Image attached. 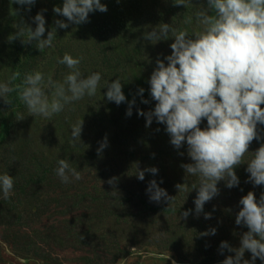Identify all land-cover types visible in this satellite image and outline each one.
Listing matches in <instances>:
<instances>
[{
    "label": "clouds",
    "instance_id": "9594fccd",
    "mask_svg": "<svg viewBox=\"0 0 264 264\" xmlns=\"http://www.w3.org/2000/svg\"><path fill=\"white\" fill-rule=\"evenodd\" d=\"M13 2L30 9L36 0ZM191 2L172 0L173 5L183 8ZM53 11L79 25L88 21L89 13L106 12L107 7L101 0H62V6L54 7ZM192 18L199 27L191 34L187 29L178 30L163 22L144 32L143 37L149 42L156 43L169 37L173 42L171 53L164 60L157 59V66L148 80L154 108L147 112L137 109V114L145 117L146 127L153 118L165 125L170 143L176 149L186 143L187 155L192 162L181 167L185 173L199 178L198 185H192L197 189L194 205L195 214L199 216L204 204L218 194L217 182L223 180L228 188L239 184L235 168L241 164H247L251 183L264 186V142L255 151L248 150L253 140L261 139L257 125H264V0H205L190 21ZM33 21L34 29L23 23L15 25L17 31L9 35V42L17 38L22 43L35 41L39 51L54 47L52 30L42 38L46 31L42 12H38ZM55 25L62 29L68 27L63 20H56ZM25 32L26 36L23 35ZM82 59L68 53L56 58L57 64L70 70L62 80H55L50 74L45 76L41 70L26 72L21 78V73L16 71L8 81L0 82V98L9 104L8 94L17 92L29 115L51 120L66 105L96 94L101 74L83 75L79 69ZM18 79L20 83H13ZM104 86H107V100L117 105L125 102L120 79L111 83L106 81ZM138 92L142 94L144 89L139 88ZM134 102H129L126 115H131ZM141 102L147 104L148 100L141 97ZM23 118L20 114L17 120ZM202 120H206L203 128L200 127ZM82 124L81 119L72 126L73 142L79 141ZM106 146L105 137L98 154ZM55 172L63 183L82 179L81 173L62 158L58 159ZM145 172L156 174L158 169L136 167L135 175L143 180ZM13 186L11 175L0 174V199H9ZM176 187L179 190L180 185ZM146 192L149 200L157 203L172 198L155 180L149 181ZM239 204L235 224L245 226L247 231L240 234L239 247H233L227 241L220 242L221 253L224 249L235 253L225 256L221 264H254L257 258L264 264V192L257 201L254 193L248 191L241 196ZM189 214L190 210H185L181 216L186 219ZM204 217L210 219L211 213H204ZM215 233L216 229L210 228L202 235ZM245 251L251 254L250 259L244 258Z\"/></svg>",
    "mask_w": 264,
    "mask_h": 264
},
{
    "label": "trees",
    "instance_id": "16d2710c",
    "mask_svg": "<svg viewBox=\"0 0 264 264\" xmlns=\"http://www.w3.org/2000/svg\"><path fill=\"white\" fill-rule=\"evenodd\" d=\"M205 0H192L191 3L188 4L187 7L183 8L182 6H175L172 3V0H151L149 3H144L140 5V8L137 14L130 19L129 13L133 15L135 13V9L133 7V2L130 0H101V3L109 6L107 7L106 12L94 11L89 13L88 18L94 15L92 18L93 20L88 19L87 22L81 23L79 25L73 24L68 22L65 17L59 15L53 11L54 7L62 6V0H36V2L30 6H22L18 5L13 2V0H0V51L7 50L10 56L0 62V82L8 81L9 77L12 73L19 71L21 73V78L23 74L26 72H31L33 70H41L47 75H55L60 80L63 79L64 74L69 72L70 70L64 66L59 65L56 63L57 57H62L63 55H56L54 60L50 54L44 49L42 52L44 53V61L40 64L38 69H35L34 66L30 65L27 66L24 61L31 60L33 58L32 54L33 49H31L32 45H36V42L33 41L31 44L22 43L21 39L17 38L11 42H9L8 37L10 34L16 33L17 29L14 27L17 24H26L35 28V23L33 21V17L38 13L42 12L45 18V33L42 38L47 37V31L52 30L54 32V36L59 35L60 33H65L70 27L75 28H86L88 31H93L97 33L98 31H102L103 35L106 37H111V40L114 41V54H116V40L117 36L120 38L124 44H118V48L120 50L126 48L128 46L129 39H131L135 44L142 46V43L146 44V47H163L168 45L170 48V44L173 42V38L169 37L165 40H160L156 43H152L149 41H143V35L140 36L135 34L138 31L136 25H145V31H151L152 27L158 23H168L172 24L178 30L187 29L191 34L194 31L193 23L195 21L193 17L194 11L201 7ZM128 13V14H127ZM143 14H146L148 20L142 21ZM170 16V19L167 20V17ZM56 20H63L65 23L68 24L67 28H59L55 25ZM151 20L150 23L148 21ZM190 21V22H189ZM101 27V30H100ZM55 28V29H53ZM26 36V32L23 34ZM117 35V36H116ZM171 35V34H170ZM140 37V38H138ZM139 41V43H138ZM139 46H136L137 49L141 54L142 51L140 50ZM10 47V48H9ZM171 49V48H170ZM171 50L167 52L166 55H169ZM68 54L72 55L74 58H79L74 52H69ZM113 55V52L111 51ZM156 53H149L146 52L148 57L154 55L152 57V64L153 67L148 69L149 77L152 71L154 70L156 65ZM145 56V55H144ZM147 56H145L147 58ZM155 58V59H154ZM1 60V57H0ZM23 61V62H21ZM148 60H145L141 63L139 69H143L147 67L143 65ZM166 64V63H165ZM119 63L115 64V70L119 71ZM53 66H56L58 69H53ZM153 69V70H152ZM130 71L132 76H128V79L124 85H128L130 87H124L122 92L124 93L126 100L125 102H121L119 105L118 110L124 112L126 111V107L130 106L129 102L135 101L141 94L136 91L138 88V83L141 82V76L136 73V67H130ZM144 74H142L143 76ZM147 76V80L149 77ZM104 81V77H101L99 82V86L96 92V96H92V98L84 97L83 99L76 101L70 105H66L65 108L69 109L70 112L62 119L61 123L59 124L58 118L56 119L55 116L48 120L46 118H38L40 116H32L29 115L27 112L26 106L19 100L17 92H12L8 94L7 99L10 103H6L2 98H0V165L5 166L4 173H8L13 177L14 186L12 190V194L10 198L7 200L0 199V225L4 227L11 226L13 221L16 217L24 215L22 209L19 207L21 205H38V214L37 216L41 217L47 214L49 204L53 205H61L63 202L72 201L77 202L74 199L73 194L71 193V187L69 183H63L60 178L56 175L55 169L57 168V161L58 159H65L69 164L71 162V152L72 149V138H71V128L72 126L77 123L79 120L82 119V131L80 134V152L81 158L83 162L86 163L87 157L90 158L92 154L90 153H97L98 148H91L86 146L83 137L85 135L84 126H93V130H90L95 137H98V132L105 127V125L110 123H116L118 117L117 114H112L110 118L104 117V112H106L109 107L110 109L117 108L118 105L115 102L107 100L105 93L107 91V86H103L102 82ZM143 82H146L143 79ZM13 83H20V79L14 81ZM102 91V92H101ZM101 92V93H100ZM100 93V94H99ZM102 97L98 98L97 95ZM152 101V100H151ZM151 101H148V105H150ZM95 103H98V107L94 110L93 106ZM78 105L84 106L86 110V114L83 116H77L75 114V108ZM135 102L131 104L134 106ZM264 107V105H262ZM64 108V109H65ZM124 110V111H123ZM113 112V113H114ZM23 114L24 118L21 120H17L18 115ZM133 116V114H131ZM141 118V117H140ZM38 124V128L36 130H32V124ZM44 124L49 126L48 129H40L39 125ZM60 126V127H59ZM206 126V120H202L200 127L203 128ZM257 130L260 134L261 139L253 140L249 145V151H255L261 142H264V125L258 124ZM165 138H167L168 146L170 137L166 133L165 129ZM146 136L143 135L144 132L140 131L141 137L139 138L137 135L134 136L136 138L132 140H128V146L130 148L127 149V152L134 160V157L141 156L139 161L141 162V166L145 165V160L149 159V150L148 145L145 143H149L153 138L152 133L145 132ZM149 139V140H148ZM99 145V140L94 141ZM131 142V143H130ZM171 145V143H170ZM161 146L158 153L163 155L162 157L167 160L173 153L172 148L167 150V147ZM147 150L146 153L144 151ZM107 149L104 147L99 154L106 153ZM175 153H179L180 157L183 159L184 163H190V157L187 155V145L186 143L182 145L179 149L175 148ZM182 153V154H181ZM251 154L249 153L248 156ZM248 156L245 159H248ZM247 164H241L240 166L235 168V172L239 178V184L232 188H228L225 185L223 180L217 182L218 194L213 197L210 201L206 202L203 206V212L199 214L200 222L204 225L206 224V231L210 228H215L216 233L215 235H207L210 237L212 241H205L202 240L200 243L201 251L203 255L201 256L200 260L197 261L200 264H221V261L227 255H235V253L228 252L227 249H224L221 253L220 251V242L226 241L221 240L220 238L228 239V237L235 236L239 231H247V228L243 225H236L235 224V216L236 213L239 211L241 205L239 204V199L241 196L246 195L249 190L248 188V176L249 174L246 172ZM101 170V167H99ZM147 167L141 168L143 170ZM162 168V166H161ZM128 169V168H127ZM163 171V169H162ZM175 172V171H174ZM3 173V174H4ZM182 177L183 172L181 171ZM149 175V173H148ZM131 177L136 183V188L132 189L131 187L129 190H125L121 188V184L125 182V180ZM146 174H144V179L139 180L137 176L132 173L129 175L126 173L124 176H119L117 178L118 182L114 184V190L117 188H121L122 192L126 195L122 196L121 198L117 199V206L118 205H126L129 210H138L135 216L142 217L143 207L152 204V208L156 209L157 202H150L148 198V194L146 192V188L148 187L149 181L155 179L157 185L166 190L169 197L172 195L177 194L182 189V181L181 184H177L174 180L170 179V176L164 177L163 174L156 173L154 178L146 180ZM196 176H192L187 174V179L185 180L184 184V192H187L188 198L191 200V207L194 205V199L197 194V189L192 188V183L197 184L199 183V178L193 182V178ZM180 185V188L176 187ZM127 191V192H126ZM2 195V194H0ZM255 195V194H254ZM256 196V195H255ZM17 199V204L13 203L12 200ZM163 201V199H161ZM142 202V206L140 207V202ZM170 206H168L167 211L173 213L175 210L176 203H171L167 200ZM80 202V201H79ZM166 203V201H163ZM224 207L228 208H221L220 204ZM59 205V206H60ZM26 206V205H25ZM217 206V223L214 221V217L212 218V212H214V208ZM98 206L95 210H91L88 208L86 212V217L84 220L86 221L88 227V237L91 238H98L100 240H107V235H114V233H110L108 231V226L112 221V229L116 230L118 225L119 227V220L116 215H109V209L106 208L107 216L103 218H99V215L103 212ZM142 208V211H141ZM191 209V208H189ZM228 216L225 214L223 215L222 211H228ZM29 208L27 207L28 212ZM182 209H180L181 211ZM195 211V205H194ZM32 212V211H31ZM204 213H211L210 219H205ZM230 213V214H229ZM229 217L232 222H226V218ZM9 218L10 221H9ZM142 221L133 218L132 224L130 228H143L146 232L144 235H148L151 229H146L147 226H142ZM153 224V223H152ZM151 219L145 220V225H152ZM81 231L84 232V228H81ZM148 231V232H147ZM222 232L227 233L226 237L222 235ZM230 232V234H229ZM7 234L4 236V240H7ZM171 235L176 239L178 237L177 232L171 233ZM218 239V240H217ZM221 240V241H220ZM220 241V242H219ZM150 244L151 242L148 241ZM232 246V245H231ZM239 247V245L237 246ZM24 252H29L28 248L23 249ZM21 251L19 254L22 257H26L28 259L27 264H34L37 263L34 259L41 260L40 253H32L30 255L23 254ZM123 252V250L121 251ZM119 252H112L114 255L108 262V264H113L119 257ZM250 253L245 251L244 258L250 259ZM179 264H183L182 260L177 258ZM193 262V260H190ZM260 259H256L254 264L260 263ZM26 264V263H24ZM163 264H173L169 260H165Z\"/></svg>",
    "mask_w": 264,
    "mask_h": 264
},
{
    "label": "rangeland",
    "instance_id": "374dc122",
    "mask_svg": "<svg viewBox=\"0 0 264 264\" xmlns=\"http://www.w3.org/2000/svg\"><path fill=\"white\" fill-rule=\"evenodd\" d=\"M130 1L133 2V7L135 9L133 15L129 13L130 19H132L140 9L138 7L146 2L149 3L151 0ZM109 4H107L106 7H108ZM0 15H2V13H0ZM93 16L94 15L90 16L88 19L93 20ZM141 19L142 21L148 20L146 14H143ZM169 19L170 16L167 17V20ZM150 22L151 20L148 21V23ZM146 24L136 25L135 27L138 28V31L135 34L139 32L140 36L143 35L146 30ZM158 24L159 23L156 22L154 26ZM192 26L194 30H198L199 26L196 21H194ZM93 33V31L89 32L86 28L80 27L74 29L70 27L65 33L54 36V47L45 48V50L50 54L52 60H54L57 54L64 55L65 53L74 52L79 58H83L79 64V69L83 75L87 76L91 72H99L101 77H104V81L102 82L103 86L106 81L111 83L116 79H120L123 91H125L124 87H130L124 85L128 76H132L130 67H136V73L141 76V82L138 83V88H143L144 92L136 98L135 105L131 106V114H133V116L126 115V111L124 110V112H114L118 110L120 105L112 110L109 107V109L104 112V117L110 118L112 114H117L116 117H118V119L116 123L105 125V127L98 132V137H95L90 131L93 130L94 125L84 126L85 135L83 140L86 146L99 148L101 142H103L106 137V153L97 154L92 152L90 153L92 156L90 158L87 157V161L84 163L81 158L79 147L81 141H72L73 152H71V162L69 165L76 168L82 176V179H72L69 183L71 193L77 202L66 201L61 205L59 204L60 206L49 204L47 214L41 217L37 216L38 205H21L19 207L22 209L24 215L16 217L13 224L8 227V230L7 226L4 227L0 225V264H27L28 259L19 254L24 248L29 249V252H22L25 255L40 253L41 260L34 259L37 262L34 264H108L109 260L114 256L112 252H119L118 255L122 256L113 264H163L165 260L179 264L180 262L177 261V258L182 260L183 264H200L197 262L203 255L200 243L202 240H204V242L212 240H210V237H207V235H202V233L206 232V224L203 225L200 222L199 217L195 214L194 205L191 207V200L188 198L187 192H184L187 173H185L181 165L185 163L180 157V154L174 152L175 147L172 144L170 145V142L168 146L164 132L165 125L158 123L155 118H153L151 124L146 127L145 117L137 114V109L147 112L154 108L155 105V101L150 96V85L146 79L148 75L144 73H148V69L153 67L152 57L154 55L148 57L146 52H154L156 53V59L164 60L167 52L171 49L168 48V45L159 47V49L153 46L151 49V47H146L144 43H142V46H139L129 39L128 46L120 50L118 44H124V42L116 35V54H114L115 40L112 41L111 37L102 36V31H98L95 34ZM143 41L147 42L145 39H143ZM136 46H139L143 54L139 52ZM31 49H33V52L30 51L33 58L24 62L27 66L32 65L35 69H38L40 64L44 61V53L39 51L36 45H32ZM144 55L147 56V58ZM9 56L10 54L7 50L0 51V62ZM145 60L148 61L143 65L147 67L139 69L141 63ZM164 62L167 63L166 60ZM117 63L120 64V72L115 70L114 65ZM53 69L57 70L58 68L53 66ZM142 74L144 75L142 76ZM52 77L55 80H60L55 75H52ZM143 79L146 82H143ZM137 91L138 89L134 91V93L136 94ZM99 94L97 97L102 99ZM85 97L87 98L88 96ZM141 97L148 101L152 100L151 102L153 103L150 105H148V103H142ZM98 105V103L94 104V110ZM128 108L129 106L126 107V110ZM69 112L70 110L65 108L59 114L54 115L56 119L58 118L59 124ZM75 114L77 116L85 115L86 110L84 106L78 105L75 108ZM38 118L43 117L40 116ZM39 127L40 129L50 128L47 125L44 126V124L39 125ZM31 128L32 130H36L38 124L35 122L32 124ZM140 131H143V135L145 136V132H150L153 135L149 143L147 140L145 141L148 145L150 158L145 160L146 164L143 166H141V162L139 161L140 155L134 157L135 159L132 160V157L126 153L127 149L130 148L128 146V140L136 138L134 137L136 135L140 138ZM97 140H99V145L94 142ZM168 140H170V138ZM161 146L167 147V150L172 148L173 153L167 160L162 157L164 154L160 155V153H158ZM146 152L147 150L144 151V153ZM189 162L191 163L192 161L190 160ZM153 166L158 169L157 173L163 174L164 171V177L170 176V179L174 180L177 184H181L182 181V189L177 194L171 196L170 202L176 203L173 213L167 211L170 204L167 200L163 199L166 203L161 200L159 203H156V209L152 208L151 203L150 205L144 206V214H142L140 219V217L135 216L139 209L132 211L129 210L126 205L117 206V199L125 195L121 188L125 190H129L130 187L132 189H134V187L136 188V183L133 178L128 177L125 182L121 184V188L119 187L115 190L114 184L118 182L117 178L119 176L125 175L126 170L129 175H132V173L135 174L136 167L141 169ZM99 167H101V170ZM4 170L5 166L0 165V174H3ZM181 171L183 172V177ZM144 174H146V180L154 178L155 175L150 172H145ZM112 178L115 179L113 180ZM197 178V176L196 178L194 177L193 182H195ZM109 180H112V183H109ZM247 181L249 183V190L256 195L255 197L258 201L261 193L264 192V186H256L251 183L249 179H247ZM12 202L17 204V199H13ZM98 206H102L100 208L103 209L99 218L107 216V208L109 209V215H116L120 222L116 230L112 229L111 224L113 220L110 222L107 230L110 231V233L116 232L114 235H107V240H100L97 237L91 238L88 237L87 234L88 227L84 220L86 212L88 208L93 211ZM141 206L142 202H140V207ZM220 206L221 208H228L224 207L222 203ZM27 207L29 210L25 214ZM180 209L182 210L180 211ZM185 210H190V214L186 219L181 216V213ZM35 212L37 214H35ZM228 212L229 209L228 211H222L223 215L225 214L226 216H228ZM217 214V206H215L214 212H212V218H215L214 221L216 223ZM134 217L142 221V226H147V230L151 229L148 235H144L146 232L143 228H130ZM10 219L11 218H9V221ZM146 219H151V224H153L145 225ZM232 221L233 220L229 217L226 218V222ZM81 228H84V232L81 231ZM7 231V240H4L3 238ZM175 232L178 234L176 239L171 235V233ZM242 232L244 231H239L235 236H230L228 239H220L226 240L233 247H237ZM226 234H228V232H222V235L225 237ZM148 241L151 243L149 244ZM122 250L123 252H121ZM249 255L251 256V254ZM190 260H193V262ZM257 264H261V262Z\"/></svg>",
    "mask_w": 264,
    "mask_h": 264
}]
</instances>
